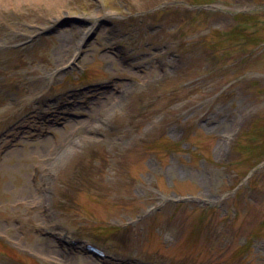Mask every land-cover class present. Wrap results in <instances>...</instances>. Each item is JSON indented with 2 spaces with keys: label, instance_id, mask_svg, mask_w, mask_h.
<instances>
[{
  "label": "rangeland",
  "instance_id": "obj_1",
  "mask_svg": "<svg viewBox=\"0 0 264 264\" xmlns=\"http://www.w3.org/2000/svg\"><path fill=\"white\" fill-rule=\"evenodd\" d=\"M103 2H0V264H264V0Z\"/></svg>",
  "mask_w": 264,
  "mask_h": 264
},
{
  "label": "bare ground",
  "instance_id": "obj_2",
  "mask_svg": "<svg viewBox=\"0 0 264 264\" xmlns=\"http://www.w3.org/2000/svg\"><path fill=\"white\" fill-rule=\"evenodd\" d=\"M1 1H3V0H0V2H1ZM60 140H61V141H60L59 144L62 145V144L64 143L65 138L62 137ZM55 146H58V145H55ZM84 254H85V255H83L84 257H88V258H91V259L94 260V261H97L94 257L92 258L91 255L86 254V253H84Z\"/></svg>",
  "mask_w": 264,
  "mask_h": 264
}]
</instances>
